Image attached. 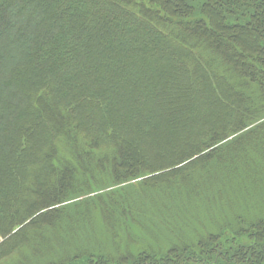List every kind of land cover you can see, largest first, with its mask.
Listing matches in <instances>:
<instances>
[{
	"label": "trees",
	"instance_id": "1",
	"mask_svg": "<svg viewBox=\"0 0 264 264\" xmlns=\"http://www.w3.org/2000/svg\"><path fill=\"white\" fill-rule=\"evenodd\" d=\"M251 4L259 22L245 19L248 34L232 32L224 40L213 25L220 27L223 17L241 28L240 13L249 14ZM231 8L236 12L229 16ZM262 36L264 0H0V264L14 252L22 256L19 264H29L21 251L36 249L51 229L30 226L68 208L41 211L43 202L50 206L60 197L59 182H80L67 185L77 193L90 182L119 184L141 175L147 177L99 202L107 235L124 231L127 240L143 242L136 234L152 227L171 234L164 223L182 212L183 219L172 222L189 232L182 229L166 249L150 245L127 253H121L125 240L111 238L118 256L104 254L106 261L92 260L95 238L90 247L72 250L50 241L58 256L41 264H75L77 255L76 264H264V78L243 76L245 70L264 75ZM231 55L232 66L225 64ZM164 123L169 131L160 137ZM221 148L230 154L218 156L215 166L205 159ZM127 153L143 158L131 164ZM218 163L229 170L226 182L212 173ZM202 169L206 181H217L206 202L214 207L220 190L228 191L232 211L205 214L209 224L196 204L187 212L200 189L187 193L188 202L176 205L170 193L158 210L152 206V191L166 197L160 184L175 177L189 182ZM46 179L53 191L40 186ZM20 190L33 197L17 201ZM192 217L208 225L206 232H196Z\"/></svg>",
	"mask_w": 264,
	"mask_h": 264
},
{
	"label": "rangeland",
	"instance_id": "2",
	"mask_svg": "<svg viewBox=\"0 0 264 264\" xmlns=\"http://www.w3.org/2000/svg\"><path fill=\"white\" fill-rule=\"evenodd\" d=\"M215 2V1H214ZM249 14L244 12L243 14L240 13V11H238V13H240V15L242 16V26L241 28L238 29H234V27L231 25L230 21H227V19H223V17H220V19H218L220 22H222V25L220 27H217L215 24L213 25L215 27V31L218 32L219 34H221V32H223V38L224 40H227L228 38L231 40L232 36L231 33L232 32H238V33H244V34H248L249 31V27H245V19H248L250 22L256 24L259 22V19H256L258 16V13L255 12V7L251 4V6H249ZM233 10V12H232ZM227 14L229 16L233 15L236 12V9H228L226 10ZM229 20V19H228ZM262 25V24H261ZM263 26V25H262ZM232 28V29H231ZM195 32H201V34L203 35V32L201 31L200 28L195 29ZM259 34V33H258ZM264 36L261 37V39ZM264 39V38H263ZM248 53V49L245 50ZM263 51V50H262ZM255 54V52H253ZM251 56L253 57L254 55ZM234 55H231L229 57H225V64L228 65H234L235 61H234ZM256 59V58H255ZM218 60V59H217ZM236 60V59H235ZM220 61V60H218ZM259 63L261 64L262 68L264 69V61H259ZM264 73V72H263ZM243 76L245 78H249L252 81H257V78L263 76L264 75L262 73H252L250 74L249 70H245L243 73ZM243 78V79H245ZM237 78H233L234 81ZM62 102V101H60ZM58 105H62V104ZM64 104V103H63ZM217 105V104H216ZM126 106V105H125ZM261 121V120H260ZM263 121V120H262ZM69 123H71V120L68 121ZM258 122V121H257ZM256 123V122H255ZM166 123H164L162 125L161 130L159 131L158 135L160 134V137L165 135L169 130L166 129ZM70 129L68 127L65 128V130ZM234 136V135H233ZM233 136H230L229 138H232ZM126 150H129V146H125ZM229 149L227 148H221L219 151L214 152L212 154H208L205 159L212 161V163L215 166V160L218 156L223 155L224 154H230L229 153ZM219 154V155H218ZM217 155V156H216ZM142 153H138L137 155H133V153H127L126 155V160L127 162L133 164L135 161V163L139 160H141L143 157ZM231 158V157H230ZM228 158V159H230ZM227 159V162L229 161ZM226 162V163H227ZM216 166L218 168H215L212 173H215V175L218 177L217 179H219V182L223 181V178H226V175L229 176V170L228 173L226 174V172L224 173L223 167L221 166L220 163L216 164ZM203 171L199 172L198 174L191 173V176L189 178V182H185V183H180L183 182V180L175 177V179L170 180L169 184L166 185V183L160 184V185H165L164 190L167 193H164L166 195V197H162V195L160 194L161 192L156 191L155 193L152 191L151 194L152 196L150 197V201L152 206L155 207L156 210L159 209V207H161V205L167 203L165 199H167V194L172 193V195H174V197L176 198V201L174 204L178 205V201H183V202H188V200L190 201V199H192L189 194H192V190L194 189H200V192H202L201 196H197L196 203L190 204L187 208V212L191 211L195 208V204L197 206V209L199 211H201V215L202 217H204V222L206 224H209L208 221V217H206V215H210L212 213L213 210L220 212V213H225V211L229 212V209L232 211V202L230 201V199L232 198V196L228 193V191H226L225 193L223 192V190L218 193V198L216 197L215 199V203H214V207H212V203H207L206 199L207 197H205V195L209 193V191L213 190L214 191V185L217 183V181L215 182H211L209 180L206 181V171H204V169H202ZM40 171H38V169L36 170V174L39 173ZM210 173V175L212 174ZM231 173V172H230ZM188 174V173H187ZM185 175L186 173H183L184 179H185ZM174 175H169L166 178H171ZM221 176V178H220ZM223 176V177H222ZM147 176L141 175V176H136L131 180H127L126 182H122V183H116L113 181H108L100 184L99 182H90L92 185L89 187V189L85 190V191H80L76 193L75 189H72L73 187H76L80 182H59L58 186H60V192H57V190L55 191V196H59L60 197L58 199H56V201H54V203L50 206H46V202H43L41 205L45 206L44 208H42L41 211H46V209H52V207H68L66 209H59V211H52L50 213L49 216H44V217H39L37 219V222H35L34 224H32L30 226V230H34L36 229L38 226H46L47 224L50 225V230H48L47 232V237L43 239L42 243L38 246H36V249H34L33 247H27L25 246L23 248V250L21 252L26 253V255H28V258H31V260L29 261V264H41V263H49L51 261H55L57 258V254H56V250L54 248V244H50V241L52 242H57L56 244L59 246L61 249H65V250H72L73 248L78 249L80 247H90V245L94 244L93 239L95 238L96 242L94 245H92L93 248H90L91 250H93V257L92 260H98V261H106V259L104 257L105 255H109L112 257H117L118 254L115 252V247L112 244V242H118L119 244H122L125 240V242L128 243V246L126 249H123V245H122V249H121V253H127V250H130L131 252H135V251H140V249H145V250H149L151 247L150 245H155L156 247H164V249L168 248L173 242L176 243L175 240H180V234L182 229L185 232H189L190 230H187L183 223L178 222V224H174L172 221L176 220V219H183L182 216H185V213L182 212L179 215L173 217L174 220H172L170 223H164L166 224L165 226L170 230L171 234L165 233L166 231L156 227V228H151V232L146 233L140 235V233H137L136 236L139 238L142 237V241L143 242H139L135 241L133 236H131V238H128V240L123 237L122 234H124V231H121V234L119 232L116 233L117 235H114L113 237H111L110 235H107L110 230L104 226V223L102 221V216L100 213V209L102 207H100L99 202H102L103 204H105L104 202H106L108 199V197H110V193H115V192H120L119 189H121V186L124 184H128V183H134V184H138L137 181L145 178ZM165 177V176H164ZM79 178V177H78ZM186 180V179H185ZM227 180V179H226ZM225 181V180H224ZM113 182V183H111ZM164 182V181H162ZM209 182V183H207ZM226 182V181H225ZM70 183H74L73 187H70V189L67 187L68 184ZM178 183H180V185H177ZM207 183V184H206ZM237 183V182H236ZM133 185V184H132ZM43 189H48L50 191H53L50 187H51V182H49V180H45V182H42L40 185ZM142 186V185H140ZM105 187V188H104ZM237 187V186H236ZM40 189V187H39ZM70 190L72 192H70L69 195L65 196V190ZM136 193L141 194V192H143V188L142 187H135L134 188ZM233 190L232 187H230V191ZM65 191V192H64ZM236 191V189H235ZM189 192V194L187 195V193ZM223 192V193H222ZM52 192H50L51 194ZM207 194V195H208ZM52 195V194H51ZM13 196L17 197V201H24V203L28 200H30L31 198H29V194L28 191H24V190H20L14 193ZM169 197V196H168ZM86 198H89L91 200L89 208L87 209L84 208V201L86 200ZM152 198V199H151ZM140 199V198H139ZM101 200V201H100ZM142 200V199H140ZM153 200V201H152ZM232 200V199H231ZM154 202V203H153ZM224 202H226L225 208L224 207H220V205H223ZM82 203V204H80ZM22 204V203H21ZM189 204V203H188ZM187 205V203H186ZM88 206V205H87ZM151 206V205H150ZM236 209V208H235ZM237 210V209H236ZM175 211V210H174ZM197 212V211H196ZM237 212V211H236ZM159 213V212H158ZM198 213V212H197ZM177 214V213H176ZM206 214V215H205ZM90 215V218L88 217ZM181 215V216H180ZM36 216V214L34 215V217ZM156 216V215H155ZM154 216V217H155ZM198 216V215H197ZM237 216V214L235 215ZM153 217V219L155 220V218ZM158 217V216H156ZM166 218V217H164ZM193 222L190 221L191 225L194 226L196 232L199 231H205L206 228H208V225L206 227L205 223L204 225L202 223H196L194 221V218L192 217ZM208 221V222H206ZM90 222V223H89ZM177 222V220H176ZM103 223V224H102ZM162 223V221H161ZM163 224V223H162ZM189 224V223H188ZM94 225V226H93ZM172 225V226H171ZM190 225V224H189ZM170 226V227H168ZM133 227V226H132ZM131 227V228H132ZM178 227V228H177ZM191 227V226H190ZM193 228V227H192ZM77 229V230H75ZM47 230V229H46ZM61 230V231H60ZM108 230V231H107ZM93 233H92V232ZM132 232H139L141 231L140 227H133ZM108 232V233H107ZM143 232V231H142ZM192 232V231H191ZM206 232V231H205ZM165 233V234H164ZM57 234L59 235L57 237ZM73 234H77L76 235V240L73 237ZM92 234V235H91ZM189 234V233H188ZM52 235V240H49L48 243V237ZM84 235V236H83ZM95 235V236H93ZM19 236V234H18ZM109 236V237H108ZM254 236H258V235H254ZM62 238V239H61ZM112 238V242H110ZM255 238V237H254ZM3 239V238H2ZM140 239V240H141ZM56 240V241H55ZM60 240H63V242H61ZM123 240V241H121ZM1 238H0V242H1ZM79 241H81V244H79ZM120 241V242H119ZM24 241H22L23 244ZM143 243V244H140ZM50 244V245H49ZM110 244V245H109ZM50 247V248H49ZM89 249V248H88ZM110 251L111 253L108 254L106 253V251ZM57 251H59L57 249ZM60 253V251H59ZM101 254L102 255V259H101ZM80 255H77V257H73L72 258V263H79V259H82L81 257H78ZM83 256V255H82ZM21 255H19L18 252H14L13 255H10L8 258L2 260V264H19L21 259ZM110 261V260H109ZM252 261V260H250ZM112 263H115L114 259L113 261H111ZM126 262V261H125ZM69 263V262H67ZM128 263V261H127ZM63 264H66L65 262ZM247 264H256V261H252L250 263Z\"/></svg>",
	"mask_w": 264,
	"mask_h": 264
}]
</instances>
